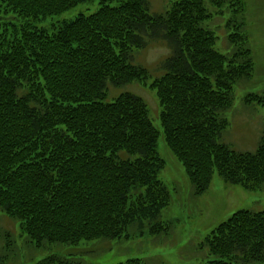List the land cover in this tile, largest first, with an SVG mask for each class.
Wrapping results in <instances>:
<instances>
[{"label":"trees","instance_id":"obj_1","mask_svg":"<svg viewBox=\"0 0 264 264\" xmlns=\"http://www.w3.org/2000/svg\"><path fill=\"white\" fill-rule=\"evenodd\" d=\"M149 1L0 0L4 14L18 20L0 22V214L24 238L21 247L15 233H0V264L17 263L24 247L115 240L135 225L169 234L160 220L172 201L159 178L166 166L161 132L142 97L127 92L108 101L110 86L155 92L166 144L194 198L209 191L214 173L248 191L264 189V129L254 152L223 141L235 85L255 71L245 1L173 0L153 15ZM94 2L95 13L51 30L37 26ZM227 4L235 20L225 24L229 51L222 53L207 23L211 8ZM159 40L170 54L153 75L134 52ZM244 103L264 107V93H250ZM194 249L207 256L203 264H264V210L235 212ZM37 264L86 263L52 254Z\"/></svg>","mask_w":264,"mask_h":264},{"label":"rangeland","instance_id":"obj_2","mask_svg":"<svg viewBox=\"0 0 264 264\" xmlns=\"http://www.w3.org/2000/svg\"><path fill=\"white\" fill-rule=\"evenodd\" d=\"M173 0H150V14L166 11ZM246 3L247 31L253 50L255 71L250 81L240 82L234 88V102L226 117L230 127L223 135V141L238 152L256 151L264 129V107L254 104L246 106L244 98L250 93H264V0H244ZM97 2L82 4L60 16L52 17L37 26L52 29V25L64 20H73L78 15L95 13ZM211 8V7H210ZM235 8L225 5L222 9L211 8L213 20L207 25L218 36L217 49L222 53L229 51L227 29L225 24L234 18L231 12ZM219 14V15H218ZM240 19V16H239ZM0 22L18 23L15 18L4 14L0 4ZM138 64L143 65L153 75H160L161 62L170 54L164 41H153L148 48L134 52ZM108 101L121 93H133L142 97L148 104L152 123L161 132L158 140V151L165 160L166 166L159 175L172 192V201L161 213L160 220L171 226L169 234L154 236L149 226L132 227L126 236L115 240L83 241L78 245L56 244L44 250L24 247L16 262L12 264H37L52 254L75 257L86 264H117L130 259H141L147 264H203L207 259L194 247L201 242L215 227L226 221L239 210L263 211L264 189L248 191L241 186L227 184L214 173L209 191L199 198L192 196L193 187L183 165L167 146L160 122L161 107L155 92L141 84H127L120 88L110 86ZM9 230L15 233L22 247L19 225L10 218L0 214V233ZM4 244L0 238L1 247ZM207 255V254H206ZM204 256V257H202Z\"/></svg>","mask_w":264,"mask_h":264}]
</instances>
